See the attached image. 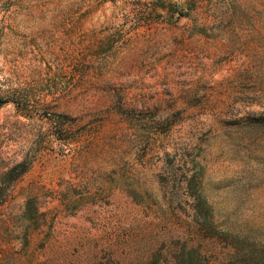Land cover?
I'll return each instance as SVG.
<instances>
[{
    "label": "rangeland",
    "instance_id": "1",
    "mask_svg": "<svg viewBox=\"0 0 264 264\" xmlns=\"http://www.w3.org/2000/svg\"><path fill=\"white\" fill-rule=\"evenodd\" d=\"M0 100V264L222 259L187 183L262 196L264 0H0Z\"/></svg>",
    "mask_w": 264,
    "mask_h": 264
},
{
    "label": "trees",
    "instance_id": "2",
    "mask_svg": "<svg viewBox=\"0 0 264 264\" xmlns=\"http://www.w3.org/2000/svg\"><path fill=\"white\" fill-rule=\"evenodd\" d=\"M178 13L180 17L186 14L183 10ZM4 102L0 100V103ZM254 121L264 123V114ZM27 168L19 165L17 176L25 173ZM8 184L0 183V206L7 196ZM259 186L262 196L257 203H246L242 213L220 215L208 199L203 183H187L189 193L194 198L196 235L201 241H217L230 251L219 259L205 250L202 242L195 243V233H189L188 238L179 241L174 261L166 259L165 264H264V183Z\"/></svg>",
    "mask_w": 264,
    "mask_h": 264
}]
</instances>
